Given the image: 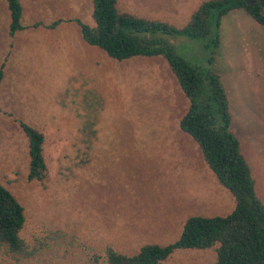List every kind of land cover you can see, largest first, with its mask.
Masks as SVG:
<instances>
[{"label": "rangeland", "instance_id": "1", "mask_svg": "<svg viewBox=\"0 0 264 264\" xmlns=\"http://www.w3.org/2000/svg\"><path fill=\"white\" fill-rule=\"evenodd\" d=\"M202 1L117 0V8L181 27ZM20 2L23 28L13 38L7 1L0 0V181L22 204L20 235L38 252L0 264H99L108 247L132 254L146 243L167 244L189 216L232 211V194L179 127L189 100L163 56L118 61L86 43L75 19L94 24L92 0ZM223 19L211 68L222 78L229 129L264 204V27L242 9ZM172 41L187 59L206 64L197 55L201 40ZM90 115L97 141L84 163L77 138ZM18 120L44 135L42 181L27 179ZM215 247L177 249L161 264H212Z\"/></svg>", "mask_w": 264, "mask_h": 264}, {"label": "trees", "instance_id": "2", "mask_svg": "<svg viewBox=\"0 0 264 264\" xmlns=\"http://www.w3.org/2000/svg\"><path fill=\"white\" fill-rule=\"evenodd\" d=\"M6 1L10 14L9 34L13 35L23 28L20 23L22 5L20 0ZM259 1L204 0L181 27L164 20L121 12L117 0H92L93 25L75 19L84 41L97 46L113 59L123 61L134 56H163L166 59L189 100L179 127L196 142L217 182L235 200L234 208L226 215L189 216L178 238L170 243H146L132 254L108 247L99 264H161L177 249L212 246H216L212 264H264V204L256 193L250 166L241 153L240 140L229 129L232 117L222 78L211 68L221 43L222 18L230 11L242 9L264 27V6ZM174 37L201 40L197 55L204 58L206 64L192 62L179 53L172 41ZM185 45L178 48L183 49ZM3 66L0 65V84L4 76ZM89 106L94 109V105ZM92 118L91 115L87 117L79 129L82 137L77 138L85 144L84 163L89 161L90 151L97 141ZM18 123L27 139V179L42 181L47 175L44 135L22 120ZM25 220L22 204L0 181L1 259L21 263L37 254L38 248L20 235Z\"/></svg>", "mask_w": 264, "mask_h": 264}, {"label": "crops", "instance_id": "3", "mask_svg": "<svg viewBox=\"0 0 264 264\" xmlns=\"http://www.w3.org/2000/svg\"><path fill=\"white\" fill-rule=\"evenodd\" d=\"M196 8H197V7H196ZM196 8H195V9H196ZM195 9H194V10H195ZM194 10H193V11H194ZM193 11H192V12H193ZM223 20H224V19L222 18L221 26H222ZM78 27H79V25H78ZM79 29H80V28H79ZM8 31H9V30H8ZM80 33H81V32H80ZM9 35H10V34H9ZM15 35H16V32L13 34V38L16 37ZM10 36H12V35H10ZM68 36H69V35H68ZM81 36H82V35H81ZM74 38H75V37H71V38H69V40L72 42V41L74 40ZM83 40H84V39H83ZM56 46H57V45H56ZM57 48H58V46H57ZM93 154H94V153H93Z\"/></svg>", "mask_w": 264, "mask_h": 264}, {"label": "water", "instance_id": "4", "mask_svg": "<svg viewBox=\"0 0 264 264\" xmlns=\"http://www.w3.org/2000/svg\"><path fill=\"white\" fill-rule=\"evenodd\" d=\"M259 4H260L261 6H264V0H260V1H259Z\"/></svg>", "mask_w": 264, "mask_h": 264}]
</instances>
